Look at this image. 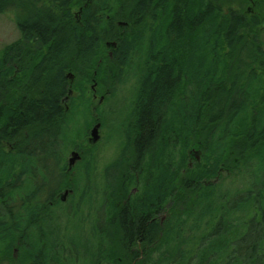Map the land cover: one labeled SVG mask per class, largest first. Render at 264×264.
<instances>
[{
	"label": "trees",
	"instance_id": "obj_1",
	"mask_svg": "<svg viewBox=\"0 0 264 264\" xmlns=\"http://www.w3.org/2000/svg\"><path fill=\"white\" fill-rule=\"evenodd\" d=\"M246 3L247 0H0V14L10 15L19 33L18 39L0 50V213L9 216L8 223L0 214V264H58L49 251L67 255L65 248L58 249L60 235L51 228L52 242L47 243L42 232L33 237L35 221L31 220L40 215L42 207L53 210L62 205L57 199L54 202V196L63 186L71 187L67 182L60 185L63 175L56 177L65 168L64 153L60 154L56 145L63 138L62 122L70 118L62 99L72 90L77 99L89 100V85L96 79L93 71L98 76L102 72L111 76L113 73L103 68L109 63L120 75V69L127 67L123 59L132 62L131 56L140 51L145 55L139 53V57L144 55L145 59L136 67L142 75L133 88L138 102L131 114L132 128L126 135L132 143L128 170L139 172L147 155L161 166L160 158L169 144L182 142L185 147L192 139L194 145H203L208 155L216 139L217 151L213 154L224 171L215 158L204 181L218 175L220 180L232 177L234 185L227 190L231 197L220 205L214 204L212 195L220 190V181L208 183L205 189L200 179L198 182L189 178L180 181L175 190V175L169 180L174 187L168 183L167 190L168 196L176 193L178 197L162 228L154 220L161 212L160 202L152 198L143 206L140 198L129 195L123 186L115 199L122 200L116 204L118 208L107 218L98 214L100 219L91 221L94 227L85 235L80 230L70 252L83 256L81 260L86 264H264V108L252 102L260 99V93L264 99V2L252 1L253 14L247 13L249 18L230 11L231 6L226 13L222 9ZM251 23L257 28L251 29ZM107 42L115 46L108 48ZM184 50V57L171 53ZM100 59L107 62L98 64ZM69 74L72 82L67 78ZM105 76L103 84L95 81L97 90L102 91L107 87L104 83L110 82ZM219 128L223 133L231 130L220 138ZM188 130L195 136H189ZM167 132L168 141L164 135ZM35 160L44 165L41 172L46 179H40L35 172ZM51 161L55 164L45 165ZM8 166L11 171L7 174L11 176L7 181L1 175L9 170ZM128 170L125 167L119 183H125ZM107 172L104 170V174ZM23 174L30 181L39 180L38 186L49 188L44 191L33 184L26 185L25 178L20 177ZM108 177L117 182V177ZM54 178L59 181L49 184ZM4 183L8 193L3 190ZM85 190L90 192L89 187ZM16 192L20 196L27 192L22 200L32 202L28 217L26 208L16 211L19 202L5 198ZM187 193L193 201L185 198ZM219 195L224 194L220 191ZM111 197L106 195L110 208ZM235 211L245 212L239 221L231 218ZM41 225L39 219L35 227L40 230ZM92 232L104 235L98 245ZM160 239L161 244H157ZM193 241L196 249L189 252L174 248ZM198 245L203 249H197ZM177 251L179 259H173ZM153 253H157L156 258H152Z\"/></svg>",
	"mask_w": 264,
	"mask_h": 264
},
{
	"label": "rangeland",
	"instance_id": "obj_2",
	"mask_svg": "<svg viewBox=\"0 0 264 264\" xmlns=\"http://www.w3.org/2000/svg\"><path fill=\"white\" fill-rule=\"evenodd\" d=\"M252 1L253 0H247V3L244 6V3L242 4L243 7L227 5L222 9L224 13H226L228 12L227 7L231 6L230 11L245 14L247 18H249L247 13L253 14L252 9L254 3H252ZM215 3L219 5L218 2ZM78 12H80V9H78L77 13ZM258 21L259 22L257 24V27H259V24H261V20L258 19ZM119 25H121V23H119ZM154 27H156V24ZM257 27L251 23V29H255ZM18 37L19 33L10 15L0 14V50L5 45H8L14 40L18 39ZM106 46L110 48V46H115V44L113 42H107ZM187 50L180 52L181 54L174 51H172L171 53L184 57L187 54ZM189 51H191V49ZM105 53L109 58L112 57V53L110 51L107 50V52ZM136 53L134 55L132 54L133 56H131V58L133 59L132 62L123 59L122 64L126 65L127 67L120 69V75L116 74V70H114V68H112L109 63L104 64L103 68L108 72L111 71L113 73L111 76H105V73L103 74V72L98 76L97 72L93 71V75L96 76L95 81L103 84L102 82L105 81V76L109 79L110 82L108 84L104 83V85H106L108 88L102 87V91L97 90L95 81L90 82L88 93L90 98L89 100H87L86 98L77 99V94L76 96H74V94L72 95V90L69 91L68 94L66 92V95L62 99L64 110L69 113L70 118H68V122H62L61 125H63V127L61 130V135L63 138H61L62 140H58V143L56 145L58 152L60 154L61 151L64 153V156L62 157V166L65 167L64 172L61 171L63 172V174L59 172L56 177H60L61 175H63L62 179H59L62 180V183L60 185L63 186L64 183L67 182L71 185V187L63 186L62 189L55 194L54 202H57V199L61 203H63L62 205H59L58 207H56L57 209L55 208L53 210L50 209V207H44V209L42 207L38 210L40 215L37 214L36 218L33 217L31 219L35 221L32 229L33 237L34 235L36 236V234L38 236L42 232L43 236H45L46 241L50 240L52 242V237L50 235L52 232L56 235H60V241H54L58 243V249H66L67 255H56L54 251H49L52 256H55L57 258L58 264H86L81 260L83 256L77 257V254H73L70 252L71 243L74 242V239L78 238L80 230L83 231L85 235L86 231L90 230L91 226L94 227L92 225L93 222L91 221L99 220L100 217L98 218V214H101V216H104L106 218L113 214L114 209L118 208L117 205L121 204V199H119L117 202H115V199H118L120 189L123 186L128 189L129 195L135 194V196H138L140 198L139 203L143 206H145L144 202L147 205L149 200H151L152 198H155L160 202L158 210H161V212L155 215L154 220L161 223L162 228H164L162 223L165 217L169 215L168 212L173 207V204L178 197L176 193L172 197L168 196L167 190V185L168 183H170L169 180L171 178H174L175 175H177V178L173 180L176 188L175 190H178L180 181L188 180L189 178L195 179L197 181L200 179V182H198L203 188L208 186V183L215 184L220 181L218 184L220 190H215V193L212 195L215 199L214 204L220 205L222 204V202H225L231 197L227 190H230L234 185H231L232 177L227 176L220 180V177L218 175L215 178L207 181V183L204 181L206 175L208 176V174L210 173L208 169L212 164H214V159L216 158L217 162L220 161L219 158L216 157L215 154H213L217 151L216 139L214 140L212 148L208 155L205 153L206 150L203 149V145H194V139H192L191 142L188 141V144H186L185 147L182 142H178L172 146H170L169 144L167 147V151L165 152L163 157L160 156V159L162 160L161 166H159L156 162L150 161V158L153 157L147 155L141 162L142 167L140 168L139 172L128 170L129 167L131 168L132 157L130 153L132 151V143L130 141L131 138L129 139V137L126 135H129L130 133L128 132V128H132L131 114L134 109L133 107H136L138 102L135 97V89L133 88L136 83V79L140 78L142 75L141 74L139 76L140 70H137L136 67H138L139 64L142 65L145 59V54L143 52L140 51ZM139 53H142L144 55L142 57H139ZM75 57L76 54L74 53V60L77 62V59H75ZM104 62L107 61H102L101 59L98 60V64L101 63L102 65ZM14 72H18L17 67L14 69ZM67 78H69L68 80L70 82L73 81V76L71 74H69ZM258 97L260 99L252 102L259 103L260 106L263 105L264 108V99L261 100L263 95L261 96L260 93L257 98ZM85 118H87L86 122H84ZM96 125H98L96 130L97 139L93 140L92 130ZM219 129L220 131L218 132V135L220 138H222L225 134H227V132L231 130V128H228L227 131L223 133L221 128ZM29 133L30 130L26 132V134ZM187 133L189 134V136L190 134H192L193 137L195 136V134H193L190 130H188ZM164 135L168 141V132L167 134L164 133ZM259 148L262 149L263 146L259 145ZM8 151L11 150L8 149ZM74 156L75 158H73ZM71 159L72 161L69 162V160ZM35 164L38 167V172L35 171L32 167L28 168L34 170L40 179H46L44 176V171L41 172V168L44 169V165H41V163H38L36 160ZM53 164L55 163L52 161L49 164L45 163V165ZM221 165L222 163L219 162V168ZM9 167L11 166H8V169ZM14 167H16L17 170L20 169V166L14 165ZM125 167L128 170V174L125 178V183H119L118 179L120 178L121 173L125 170ZM223 168L221 167L220 169L223 170ZM86 169L88 171H86ZM104 170L108 171V174H104ZM10 171L11 170L9 169L7 172L2 173L1 177L3 180H9L11 174L7 173ZM109 175L112 180L117 177V182L110 181L108 177ZM20 177L25 178L24 182H27L26 185L28 183L35 185V188L37 190L47 191V189L49 188V185L47 187H42L40 185L38 186L37 183L39 182V180L35 178L30 181L27 174L20 175ZM59 180L54 178L53 181H49V184H51L52 182L55 183ZM173 181L170 183V186H172V188L174 187ZM238 182L240 183L241 181L238 180ZM3 185L4 192L8 193L5 187V183ZM33 185H31L32 190H34ZM87 187H89V193L85 190V188ZM220 191L227 198L224 195L220 196ZM91 192H94L96 195L94 196L90 194ZM156 192L158 193L157 195ZM26 193L23 194L25 195ZM144 194L145 196L143 197ZM24 195L20 196V194L16 192L15 194L8 195L5 198L13 200L15 202H19V204L21 205L15 208L16 211L21 212L23 211V208H26L28 217L32 202H30L29 199L24 202L22 200V198L25 197ZM60 195H63V199L59 198ZM82 195L83 197L80 201H78V198ZM106 195L113 196L110 199V202L112 204L111 208L109 203L106 201ZM185 198L191 199L192 201L194 200V198L191 197V195H189L188 193L185 195ZM194 203H197V201H194ZM217 209L218 206L215 208V210ZM33 211L34 214L37 212L35 209ZM244 213L245 212L235 211L231 218L239 221L240 217L242 218V216H244ZM0 214H2V216H5L4 221H7L9 223V216H7L5 212H1ZM31 214L32 210H30L29 215ZM39 219L40 221H42L40 229L41 231L35 227V224L37 221H39ZM87 222H89L90 224ZM80 225H82V227H80ZM50 228L52 232L50 231ZM92 233V238L98 245L104 235L100 232ZM174 234H177V230L175 228ZM18 236L19 235L15 236L13 245L16 244ZM169 238L171 237L169 236ZM161 241L162 240L160 239L157 244H161ZM111 244L115 245V242L113 241ZM195 246L196 244L193 241V243L190 245L188 243H186V246H179L177 244V246H175L174 248L179 247L180 250L189 252L191 249H196ZM200 247H202L203 249L204 246L198 245L197 249L200 250ZM178 252L179 251L176 252L177 254L175 253L173 255V259H179L177 257ZM156 256L157 253L152 254V258H156ZM191 256L192 253L190 252L189 257ZM158 258L156 260H158ZM88 260L90 261V259ZM191 262H194V259H191ZM1 264H6V262H2ZM167 264L169 263L167 262Z\"/></svg>",
	"mask_w": 264,
	"mask_h": 264
},
{
	"label": "water",
	"instance_id": "obj_3",
	"mask_svg": "<svg viewBox=\"0 0 264 264\" xmlns=\"http://www.w3.org/2000/svg\"><path fill=\"white\" fill-rule=\"evenodd\" d=\"M97 127H98V125H96V126L94 127L93 131H92V134H93L94 140L97 139V134H96Z\"/></svg>",
	"mask_w": 264,
	"mask_h": 264
},
{
	"label": "bare ground",
	"instance_id": "obj_4",
	"mask_svg": "<svg viewBox=\"0 0 264 264\" xmlns=\"http://www.w3.org/2000/svg\"><path fill=\"white\" fill-rule=\"evenodd\" d=\"M94 129V128H93ZM93 131V130H92ZM92 136H93V134H92ZM93 140H94V137H93ZM92 140V141H93ZM74 155V154H73ZM75 156H77V155H75ZM75 156L73 157V158H75ZM72 161V159L71 160H69V162H71Z\"/></svg>",
	"mask_w": 264,
	"mask_h": 264
},
{
	"label": "flooded vegetation",
	"instance_id": "obj_5",
	"mask_svg": "<svg viewBox=\"0 0 264 264\" xmlns=\"http://www.w3.org/2000/svg\"><path fill=\"white\" fill-rule=\"evenodd\" d=\"M59 198L63 199V195H60Z\"/></svg>",
	"mask_w": 264,
	"mask_h": 264
}]
</instances>
